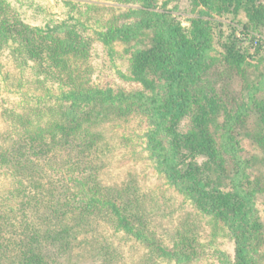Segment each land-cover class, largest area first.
<instances>
[{
  "label": "trees",
  "instance_id": "1",
  "mask_svg": "<svg viewBox=\"0 0 264 264\" xmlns=\"http://www.w3.org/2000/svg\"><path fill=\"white\" fill-rule=\"evenodd\" d=\"M112 1L127 7L126 18L99 26L97 38L105 47L127 45L130 75L142 86L137 91L84 87L73 60L90 45L60 36L59 26L32 28L0 0V55L9 53L21 69L31 71L39 90H47L42 100L27 103L25 114L14 115L26 135L5 161L20 179L16 191L22 200L5 217L0 214V264H63L57 256L69 251L72 256L76 234L96 231L101 220L163 260L186 264L198 258L186 236L170 250L156 244L142 224L141 200L128 190L103 186L100 168L92 164L99 139L92 130L133 113L149 121L146 147L155 170L234 241V256L224 264H262L264 224L257 195L263 185L261 179L250 180L234 134V124L254 113L257 125L250 136L262 152L264 170V101L257 99L262 87H248L244 109L232 114V99L223 102L215 94L211 69L223 63L249 81L247 65L255 54L241 41L262 33L264 0H193L196 16L188 25L158 0ZM242 13L243 30L222 38L218 58L211 59L214 18ZM254 43L263 46L259 37L253 36L249 47ZM55 88L59 94L49 97ZM44 113L50 120L41 130H28ZM60 148L66 152L61 160L58 152L53 157ZM13 219L22 222L16 226Z\"/></svg>",
  "mask_w": 264,
  "mask_h": 264
},
{
  "label": "rangeland",
  "instance_id": "2",
  "mask_svg": "<svg viewBox=\"0 0 264 264\" xmlns=\"http://www.w3.org/2000/svg\"><path fill=\"white\" fill-rule=\"evenodd\" d=\"M7 1L13 11L32 28L47 31L48 27L59 26L63 30L58 33L60 36H72L77 42H87L90 45L86 54H80L73 60L75 66L79 68L75 77L79 78L80 83H84V87L128 92L142 89L130 75L127 45L116 43L111 47H105L97 38L99 26L108 21L115 24L124 22L128 13L126 6L112 0ZM158 2L162 5L167 4V9L172 10L184 25H188L189 19L196 16L193 0ZM87 15H90L93 21H86ZM95 19L99 21L98 24L95 23ZM213 21L215 51L210 53L211 59L218 58V53L221 52L220 40L228 38L235 30L241 32L247 19L242 13L236 17L233 15L215 17ZM253 36L259 37L263 41V46L258 47L257 43H254L250 48L249 42ZM241 44L255 54L253 61L247 65L249 81L245 83L223 63H218L211 69V82L215 85V94L223 102H226L225 97L232 99L228 104L232 114L237 112L238 107L244 109L243 105L248 99V87L252 85L262 87L257 93V99L264 101V29L261 34L253 33L249 38H242ZM27 70L21 69L9 53L0 55L1 217H5L8 211L16 208L22 200L16 191L20 179L11 167L12 164L5 161L9 158L12 147L26 135V129L18 126L17 117L14 115L25 114L27 103L31 106L36 99L42 100L44 94V97L47 94V90H39L40 87L35 86L34 77L31 71ZM59 92L60 90L55 88L48 96L58 95ZM43 115L42 118L34 117L37 121L28 130H41L45 122L50 120L47 113ZM256 121L255 114H249L246 120L242 119L240 124H234L236 126L234 134L239 142L240 156L248 166L247 174L250 180L255 183L261 179L263 187L260 188L264 191V170L259 166L262 152L250 136L255 132ZM92 131L99 139L91 160L92 164L100 168L103 186L128 190L141 200L142 207H139V210L144 222L142 224L146 225L149 236L156 244L170 250L173 249L174 242H178L179 236H186L198 252V258L186 264H224L226 260L233 258L234 241L222 225H216L211 218L202 214L189 199L182 196L155 170L146 147L149 121L145 115L133 113L122 119L112 118ZM47 132L51 139L52 129ZM57 152L60 160L66 154L64 151L62 153L60 148L53 151V157L55 154L57 156ZM257 208L264 224V192L257 195ZM33 219L38 223L36 217ZM12 222L17 226L22 221L17 222L13 219ZM75 237L72 256L70 251L61 254V257L57 256L63 264H177L157 257L145 244L115 230L112 224L104 220L98 222L96 231L77 233ZM261 260L264 264V258Z\"/></svg>",
  "mask_w": 264,
  "mask_h": 264
}]
</instances>
